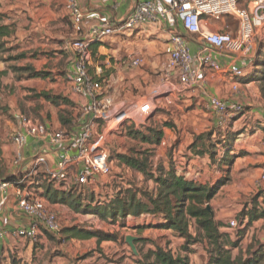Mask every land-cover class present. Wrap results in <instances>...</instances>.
Returning <instances> with one entry per match:
<instances>
[{"label": "rangeland", "instance_id": "obj_1", "mask_svg": "<svg viewBox=\"0 0 264 264\" xmlns=\"http://www.w3.org/2000/svg\"><path fill=\"white\" fill-rule=\"evenodd\" d=\"M238 28V20L230 16L223 17L213 23L211 31H225L235 35ZM134 32L132 38H136L138 34V32ZM192 39V36L187 35L188 41H192ZM134 43L140 45H134L133 48L134 53L138 55L137 58L142 60L141 66L135 69L137 71L136 78L140 79L139 85H130L131 87H127L125 91H122L123 87L117 82V75L114 70L115 64H119L120 62L113 59L108 65L104 66L105 75L113 76L110 85L114 94L112 93L109 97L113 98L115 103H117L116 99L125 97L129 101L134 102L139 100L142 103H149L147 101L150 99L151 102H154L155 107H151V112L146 116L140 117V119L138 117V119H136V126L134 123H131L126 125L125 128L107 136L111 172L107 176L99 177L93 184L77 187V191L74 193L82 196L81 200L83 204L91 203L93 205H98L99 203L109 201L118 193L129 189L151 192V190H155V185L151 180V173L155 175L160 167L169 169L172 165L180 175L185 172H190V176L187 177V179L198 183H209L210 185H215L225 176L224 170L227 168L219 164V161L223 160L225 148L227 146L229 147V144L227 142L223 145H218V143L219 141H224L222 136L225 135L224 133H226L228 129H215L209 126V124H205L204 122L206 121H209L211 124L212 119L211 116L207 114V110L204 107H201L202 113L200 114V121H196L194 117H192L193 115L189 114L193 110L190 106H188V110H185L187 116L175 113L174 111L176 108L174 104L177 103L175 102L177 94H171V97L167 94L168 96H166L169 97V100H166L167 98L162 95L156 96L164 92L161 88L164 80V73L163 70L161 72L160 70L165 57H163L160 65L158 63L159 66L156 65L157 68H153L156 69V81L154 82L155 86L151 87V65L156 64V61H151V49L147 47L145 37L137 38ZM9 48L12 50L7 52V57H18L21 54L20 48L16 47L15 42H10ZM48 51V54H43L42 56H49V59H46L47 61L45 60L39 65V70L50 75V83L54 86L51 90L43 86L41 91L30 93L25 92V88L21 86L16 87L15 82L20 81L17 80L16 77L21 75L16 69L23 66L25 67L26 64H23L22 60L9 63V67H11L14 76L10 78L5 76L4 80L6 84L0 89V133L5 129V135L11 136L13 129L17 126V122H19L22 117L43 125L45 120L51 117L60 118L61 116L64 119H73V124L70 127H62V130L71 132L73 129H79L78 121L82 113L81 106L75 104L77 105V109L75 110L65 104L56 107L44 98L38 96L42 93H48L52 96L64 97L66 95L69 97L70 89L67 86L68 81L64 82L59 78V75L51 72L55 71V73H58L63 70L65 66L64 60H62L63 62L60 60V62L56 63L54 60L59 59V56H61L60 53L50 49ZM129 53H131V51L126 50L122 55L127 57L126 55ZM254 58L257 61H264V40L257 45V49L252 56V59ZM89 74L92 77L90 71ZM158 91L160 92L156 93ZM127 92H129V94ZM114 95L117 98H115ZM237 101L244 106V114L252 108L248 106L249 104L252 105V103L256 102L255 106L259 105V102L255 100L246 102L242 98H239ZM254 121V118H251L250 120L247 119L238 123L236 126L237 131H239L238 134H244L245 130L250 128L247 124H252L251 129L253 133H255L256 131L254 128L259 126L258 122ZM201 123H203V125H200ZM111 127L113 126H110V128ZM166 128L171 130V132L165 134L164 129ZM58 131L55 132L57 133ZM132 131L140 132L142 135L150 137V139L153 137L154 132L162 131L164 135L159 145H151L143 143L141 139H135L130 136ZM245 134L248 133L246 132ZM241 135L237 137L235 142L232 141V136L226 137V141H228L229 138L230 141L233 142V149L236 152L246 151L249 144L255 143L258 145L262 140V134L253 137L250 142L246 141V138H241ZM194 143L196 147L192 148ZM211 145L215 146V148H211ZM209 147L216 153L214 162L210 159L209 154L205 156L197 155L199 151L209 149ZM119 155H128L140 159L148 157L149 174L145 175L128 168L120 162L118 159ZM196 158L199 159L197 163L200 165L190 163L191 161H197ZM203 158L209 160L211 163L208 169V164L206 163V170L203 168ZM186 162H189L188 165H186ZM189 166L192 170L188 169ZM197 166H199L200 169L197 168ZM258 169H260V167H257L253 163L237 161V164L230 170L231 182L221 190L210 205L214 219L218 223L224 225L222 231L230 232L234 240L238 239V233L244 229V227L240 225V220L238 219L239 214L245 209L246 204H248L255 195L261 193L259 192L261 189L256 188V181L260 175ZM39 176L42 177V175ZM42 182L48 183V181L44 179ZM54 185L55 184H53V187ZM56 188L59 189L58 187ZM259 203L264 209V191L259 199ZM46 207L49 211L57 214L60 231L56 234H45L43 232L48 241L39 245L38 248L42 247V249H44L41 261L45 264H50L49 258L53 255L62 257L61 259L66 260L69 264H137L136 259L141 258V253L146 254L155 247V244L171 249L176 255L181 252L180 247L182 245L180 246L177 240L173 239L176 237L170 234V231H166V235H168L166 237H154L155 234L151 233V229L140 232L132 228V225L137 221L143 224L150 223L151 221L148 218H141L137 221L128 219L127 228H122L119 224L113 225L110 222L102 220L97 215L76 213L67 205L52 204L46 201ZM232 220L237 221L238 224V228L233 232L228 230ZM72 226H79L86 230H103L105 232H111L117 235L118 240L117 242L103 243L100 248H98L95 239L86 241L77 239L70 240L65 238L66 236L62 233V230ZM191 231L195 233L194 225ZM128 236L148 239V242L145 244L137 245L135 243L139 256L134 255L130 246L127 244L126 238ZM151 240L154 242L151 243ZM256 242L264 246V220L256 222L247 231L241 243V248L246 250L251 243ZM198 248V250L194 251L191 262L192 264H205V250L201 245H199ZM238 252V250H235V255H237ZM34 260H39V257Z\"/></svg>", "mask_w": 264, "mask_h": 264}, {"label": "built area", "instance_id": "obj_2", "mask_svg": "<svg viewBox=\"0 0 264 264\" xmlns=\"http://www.w3.org/2000/svg\"><path fill=\"white\" fill-rule=\"evenodd\" d=\"M65 10L75 32L81 34L85 13L78 0H65ZM230 16L239 22L235 35L211 31L213 23ZM158 24L169 28L170 37L164 48L166 62L161 86L164 92L156 96L162 95L169 100L171 94L203 88L208 83V70L218 78L229 77L232 80L233 95L228 99L211 97L208 103V109L216 116L219 126L227 127L245 113L244 106L235 95L239 92V80L245 76L246 62L252 59L257 45L264 40V0H148L139 3L122 21L91 27L84 38L73 44L76 58L73 72L67 79L72 83L75 95L87 94L93 100L90 106L81 107L79 129L50 132L45 125L22 117L19 130L13 136V142L18 147L17 165L22 162L21 149L27 136L37 140L49 137L52 145L64 144L66 151L54 168L46 167L45 158L38 157L30 172L18 181H0V209L14 190L19 210L33 220L30 227L17 229L15 237L37 244L41 232L56 234L60 231L57 214L47 209L42 196L43 183H35L33 176L42 175L48 183L67 192L109 175L111 167L107 136L131 123L136 126V119L146 116L151 112V107H155L150 99L147 101L149 103L139 100L115 103L113 98L103 95L101 83L90 76L89 69L93 65L91 47L94 43ZM179 26L193 37L192 41L187 40V35L177 32ZM191 42L199 46L197 56L191 52ZM215 55L226 58L227 63H222ZM130 62L132 67L142 64L138 58ZM73 151L75 155H71ZM256 185L258 189H264V167ZM237 228V221L232 220L228 230L233 232ZM3 237L4 232L0 231V238Z\"/></svg>", "mask_w": 264, "mask_h": 264}, {"label": "crops", "instance_id": "obj_3", "mask_svg": "<svg viewBox=\"0 0 264 264\" xmlns=\"http://www.w3.org/2000/svg\"><path fill=\"white\" fill-rule=\"evenodd\" d=\"M144 1L148 0H78L80 7L85 13L81 34H77L72 26L65 10V0H0V13L7 15L6 24L15 25L16 32L10 39V42H15L16 47L20 48L21 54L26 55L25 59H21L23 64H26V66L29 64L36 71H41L39 70V65L46 59H49V56L42 55L48 54L49 49L54 50L61 55L59 56V59L54 61L57 63L60 62V60H64L65 66L63 67V70L58 73H55V71L51 72L59 75V78L66 82L73 72L74 61L76 58L73 48L74 42L78 39L84 38L89 32V29L93 26L104 24L105 22L112 23L122 21L139 3ZM137 32L138 34L136 35V38H132L134 36L133 32H127L124 35L118 34L104 40L103 42L94 43L92 45L91 50L94 59L93 65L89 71L92 78L101 83L103 87V95L109 97V95L111 96L113 93V89L110 85L113 76L105 75L104 72V66L108 65L113 59L120 62L119 64H115L114 70L117 75V82L123 87L122 91H125L127 87H131L130 85H139L140 79L136 78L137 71L135 70L138 67H132L130 62L138 56L134 53L133 46L137 45L134 41L139 37L146 38L147 47L151 49V61H156V64L151 65V87L155 86L154 82L156 81V69L153 68H157L156 65L162 63L163 57H165V59L160 72L164 70L166 62L164 48L166 41L170 37L169 28L160 24L149 25L137 29L134 33ZM177 32L184 36L187 35L181 26L178 27ZM126 50L131 51V53L126 55L127 57H124L122 54H124ZM199 51V46L196 43L191 42L192 54L197 56ZM214 57L220 59L222 63H227L226 58H218L216 55ZM8 58L9 57L5 55V59L8 60ZM11 58L14 57L12 56ZM254 59H250L246 62L244 67L245 76L243 79L239 80V92L235 95V98L237 100L242 98L246 102H252V100H255L259 102V105L255 106L256 102L252 103V105L249 104L248 106H251L252 108L241 118L230 122L227 127L219 126L216 116L208 109V103L211 97L228 99L233 95L231 93L232 80L229 77L218 78L208 70L206 71L208 83L203 88L201 87L194 91H184L177 94V99L175 101L177 103L174 104L176 110L174 112L187 116L185 110H188V106H190L193 110L188 113L192 114V117H194L196 121H200V114L202 113L201 107H204L207 110V114L210 115L212 119L211 124L209 121L204 122L205 124H209V126H212L215 129H228V131L224 133L225 135L222 136V139L224 140L223 143L227 142V136L234 137L233 135H237V139V137L242 134H238L239 131L236 129L238 123L254 118V122H258L259 126L254 128L256 132L253 133L251 129L252 124H247L250 128L245 130L244 134L241 135V138H246L245 140L250 142L253 137L262 134V140L258 145L255 143L249 144L246 151L242 152L234 151V145L232 142V153L237 156L242 154L241 157L239 156L237 158L235 164H237V161L253 163L257 167H260L258 171H260L261 175L262 168L264 167V78L259 71L261 67L254 63ZM12 62L13 60L0 62V89L6 84L4 80L5 76L9 78L14 76L11 67H9V63ZM50 80V78L25 79L15 82V86H21L25 88V92L30 93L31 91H41L43 86H46L51 90L54 86L50 83ZM67 86L70 89L69 97L65 95V98L81 107L90 106L92 104L93 100L89 95H75L72 90V83L67 82ZM127 93L129 94V92ZM114 97L117 98L115 95ZM116 101L117 103L131 102L126 99V97L116 99ZM43 125H45L50 132L60 131L63 127L61 119L58 117H51L50 119L45 120ZM200 125H203V123ZM19 126L20 124L17 122V126L13 129L11 136L5 135V129L2 130L3 133H0V181H18L25 174L30 172L38 157L45 158L46 167L54 168L66 152L64 144L57 146L52 145L49 137L43 140H37L27 136L25 145L21 149L22 162L18 165L15 164L18 147L13 142V136L15 132L19 130ZM164 132L165 134H168L171 130L166 128L164 129ZM246 132L248 134H245ZM75 154L74 151L71 153V155ZM196 159L197 161H191L190 163L198 164L197 162L199 159ZM202 162L204 163V170H206V163L208 164V169L211 164L210 161L203 158ZM188 163L189 162H186V165H188ZM197 168H199V166H197ZM188 169L192 170L190 166ZM184 176L186 178L189 177L190 172H185ZM33 177L34 182L41 183L43 181V176L35 175ZM204 185L210 184L205 183ZM211 186H213V184H211ZM32 223L33 220L19 210L16 194L14 190H12L5 206L0 209V231L4 232V237L0 238V264H45L41 261L44 249H42V247L38 248V246L48 241L45 236V234L48 233L44 232L45 234H43V232H41V237L37 244L31 243L27 239L15 237L17 229L23 227L28 228ZM151 233L155 234L154 237L168 236L166 235L165 230L151 229ZM169 233L172 234L171 232ZM173 239L177 240L180 246L184 244L183 239L177 237ZM193 249L198 250L199 248L198 246H195ZM38 257L39 260H34ZM61 258L62 257L53 255L49 258V262L50 264H69L66 260Z\"/></svg>", "mask_w": 264, "mask_h": 264}, {"label": "trees", "instance_id": "obj_4", "mask_svg": "<svg viewBox=\"0 0 264 264\" xmlns=\"http://www.w3.org/2000/svg\"><path fill=\"white\" fill-rule=\"evenodd\" d=\"M7 15L0 13V62L19 61L25 59L26 55L21 54L18 57L5 59L9 48L10 39L15 35L16 28L14 24H6ZM254 63L261 67L260 74L264 78V61ZM15 68V67H14ZM21 75L17 80L30 79H47L48 73L36 71L32 66H26L16 69ZM35 92V91H31ZM51 103L53 106L60 107L62 104L77 109V105L69 99L62 96H52L48 93L38 95ZM63 127H70L73 119H64L60 116ZM168 126V125H167ZM164 133L154 132L153 137L142 135L140 132L132 131L130 136L135 139H141L143 143L159 145ZM232 141H235L237 135H233ZM229 147L225 148V155L220 164L227 169L224 170L225 176L215 185H204L196 181L187 179L184 174H179L174 166L169 169L160 167L157 173H151V180L155 185V190H125L118 193L107 202L93 205L91 203L83 204L81 195L71 190L64 192L57 189L51 183L42 182L43 197L52 204L67 205L76 213L92 214L99 216L102 220L110 222L113 225L119 224L122 228H127L128 219L134 221L141 218H148L150 223H139L132 225L136 231H145L147 229L170 231L175 237L184 240L180 247V253L174 254L171 249L161 247L155 244V247L146 254L141 253V258L136 259L137 264H192L191 257L194 254L195 246H203L206 253L205 264H264V246L261 244L251 243L246 250L241 248V243L247 231L261 220H264V209L259 203L263 191H259L239 214L240 225L244 227L238 233V239L234 240L230 232H223L224 225L218 223L207 207L221 192V190L231 182L230 170L234 166L239 156L233 154L232 142L228 139ZM226 142V143H227ZM223 145L219 141L218 145ZM194 143L192 148H195ZM215 148V146H210ZM209 149L199 151L197 155L204 156L209 154L213 162L216 153ZM120 162L130 169L148 175V157L145 159L136 158L128 155H119ZM37 183V182H35ZM36 185V184H35ZM34 185V186H35ZM93 203V201H92ZM150 224V225H149ZM195 226V233L191 228ZM46 232V231H45ZM49 233V232H46ZM67 239L93 240L97 242L98 248L103 243L117 242L118 237L114 233L103 230H86L79 226H72L62 230ZM148 239H140L136 244H145ZM154 241L151 240V243ZM235 250L238 254L235 255Z\"/></svg>", "mask_w": 264, "mask_h": 264}, {"label": "water", "instance_id": "obj_5", "mask_svg": "<svg viewBox=\"0 0 264 264\" xmlns=\"http://www.w3.org/2000/svg\"><path fill=\"white\" fill-rule=\"evenodd\" d=\"M207 211L211 212L212 215H213V211H212V209H211L210 206L207 207ZM139 240H140L139 238H136V237H133V236H128V237L126 238V242H127V244L130 246V248H131L133 254L136 255V256H139V254H138V252H137L136 244H135V243H136L137 241H139Z\"/></svg>", "mask_w": 264, "mask_h": 264}]
</instances>
